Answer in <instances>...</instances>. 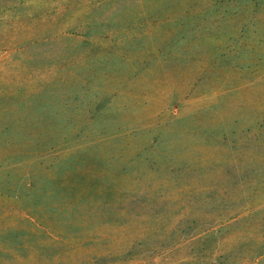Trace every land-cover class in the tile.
I'll return each mask as SVG.
<instances>
[{"label":"rangeland","instance_id":"obj_1","mask_svg":"<svg viewBox=\"0 0 264 264\" xmlns=\"http://www.w3.org/2000/svg\"><path fill=\"white\" fill-rule=\"evenodd\" d=\"M0 264H264V0H0Z\"/></svg>","mask_w":264,"mask_h":264}]
</instances>
